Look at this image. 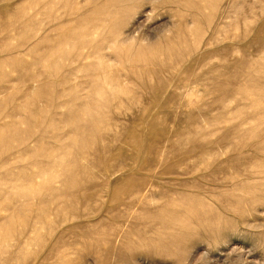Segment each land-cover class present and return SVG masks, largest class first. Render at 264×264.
<instances>
[{
    "label": "rangeland",
    "instance_id": "obj_1",
    "mask_svg": "<svg viewBox=\"0 0 264 264\" xmlns=\"http://www.w3.org/2000/svg\"><path fill=\"white\" fill-rule=\"evenodd\" d=\"M0 264H264V0H0Z\"/></svg>",
    "mask_w": 264,
    "mask_h": 264
},
{
    "label": "bare ground",
    "instance_id": "obj_2",
    "mask_svg": "<svg viewBox=\"0 0 264 264\" xmlns=\"http://www.w3.org/2000/svg\"><path fill=\"white\" fill-rule=\"evenodd\" d=\"M27 10V9H26ZM185 40V39H184ZM126 41H128V37H126L125 39H123L122 40V42L123 43H126ZM65 47V46H64ZM3 52V51H2ZM55 52V51H54ZM71 53V52H70ZM68 54V53H67ZM17 55V54H16ZM47 55V54H46ZM52 56V55H51ZM67 56V55H66ZM81 58V57H80ZM79 59V58H78ZM6 60V59H5ZM5 60H3V61H5ZM42 61V60H41ZM40 59L39 58H36L35 60H34V63L33 64H39L40 62ZM15 62V61H14ZM60 63V62H59ZM47 66V65H46ZM97 68V67H96ZM96 68H94V69H96ZM93 69V70H94ZM35 80V79H34ZM47 86V85H46ZM41 92V91H40ZM39 92H37V94H38ZM100 93V92H99ZM39 98V97H38ZM51 99V98H50ZM90 99V98H89ZM7 103V102H6ZM1 110H3V109H1ZM42 111V110H41ZM31 121V120H30ZM8 125V124H7ZM10 125V124H9ZM3 126V125H2ZM3 129V128H2ZM17 133V132H16Z\"/></svg>",
    "mask_w": 264,
    "mask_h": 264
}]
</instances>
